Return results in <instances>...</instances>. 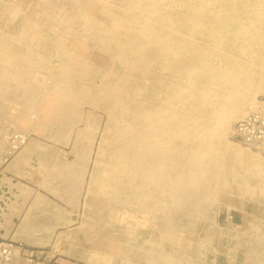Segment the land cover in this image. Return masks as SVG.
I'll return each mask as SVG.
<instances>
[{
	"label": "bare ground",
	"instance_id": "1",
	"mask_svg": "<svg viewBox=\"0 0 264 264\" xmlns=\"http://www.w3.org/2000/svg\"><path fill=\"white\" fill-rule=\"evenodd\" d=\"M257 94L264 0H0V96L21 130L73 137L68 171L46 172L56 154L40 141L20 154L70 206L77 187L61 185L93 165L68 254L87 241L145 264H264V161L228 140ZM227 196L243 232L209 222Z\"/></svg>",
	"mask_w": 264,
	"mask_h": 264
},
{
	"label": "rangeland",
	"instance_id": "2",
	"mask_svg": "<svg viewBox=\"0 0 264 264\" xmlns=\"http://www.w3.org/2000/svg\"><path fill=\"white\" fill-rule=\"evenodd\" d=\"M263 99L264 94H257L254 98L256 102L262 101ZM10 106L11 103L9 102L8 96H0V264H145L143 261H140V263L137 259L131 258L129 256L127 258L124 255H117L110 258L108 253L99 252V256L97 252L91 251V245H88L89 242L87 241L84 242L85 246L82 244L83 242L75 246L77 247L76 249H73V251H75L74 254L76 253L75 256L67 253L65 249L68 245L66 238L69 239V237L72 236L75 231L80 232V225L84 222L85 212L83 205L87 197L86 195L90 181L89 176L93 167L91 161L87 167L86 176L83 180V186L80 191V204L82 206L78 207L76 210L55 196V186L51 181L47 184L41 183L43 182L42 176L37 171L39 168L40 159L38 156H36V153L27 157L28 171H32L30 172L32 173V177L34 175L33 172L35 173L37 182H34V185L38 187V193L51 199L56 205H58V208L65 209L68 213L69 223L67 225H63L60 228H56L50 242L44 246L32 247L22 242L9 240L2 237L4 232L3 225L5 215L8 213L11 204L14 203L18 198V191L15 186L17 179L13 175L7 173L6 168L12 159L18 153L22 152L25 144L40 141L41 143L52 146L49 151L54 152L56 157L54 158L52 155H50V160L48 161V164H50V173H53L55 164L70 163L72 160H74V156L71 153V142L73 137H71L70 140L64 144L53 143L50 140L40 137L36 132L29 130L27 127L28 125L25 127L26 129L21 130V123L15 122L14 120L16 119L15 116L18 115L16 113H18L17 111L19 110V107L15 106L16 109L14 110L10 108ZM84 111L88 112V109L85 108ZM236 122L232 124V130L233 125L235 126ZM26 123L28 124V121L25 122V124ZM77 128H79V126ZM31 129L33 130V128ZM98 139L99 137H97L96 140L98 141ZM228 140L233 143H239L240 145L238 146H241L240 148L242 149H247L249 152L251 151V153L259 154L258 157L261 158V161H264V149L260 150V147L254 146L253 148H248L242 144V142H240L238 137H234V135H229ZM30 182L33 184L32 181ZM226 199L222 202H219L210 209V212H208L209 222L217 229L225 230L228 233L237 234L238 232H243V213L241 206L243 201L240 200V198L234 196H227ZM258 223V225H260L262 228L261 233L263 235L264 219L260 218ZM4 248H8L7 252H1Z\"/></svg>",
	"mask_w": 264,
	"mask_h": 264
},
{
	"label": "crops",
	"instance_id": "3",
	"mask_svg": "<svg viewBox=\"0 0 264 264\" xmlns=\"http://www.w3.org/2000/svg\"><path fill=\"white\" fill-rule=\"evenodd\" d=\"M15 157L8 164L6 169H7V173H9L10 175H13L17 179V183L15 186L18 191V195H17L18 198L16 199L14 203L11 204V206L9 207L8 213L5 215V220H4V225H3L4 232H3L2 237L5 239L22 242L32 247L44 246L50 242L52 235L56 228H60L63 225H67L69 223L68 213L65 209L58 208V205H56L51 199L38 193V190H37L38 187L34 185V182L35 183L37 182L35 173L33 172L34 175L32 177V173H30L32 171H28L27 156L24 154H20L19 156L16 155ZM39 164H40V161H39ZM66 164L67 163H65V165L60 163V164H57V167L61 170L68 171L69 166H67L68 164L67 165ZM49 167H50V164L47 165L46 172H48ZM61 167H63L64 169ZM38 169L39 170L37 171L42 176V180H43L45 177H47L46 176L47 173L40 171V165ZM76 169H78L76 170L77 178L80 176V179L77 180L76 178L71 183L72 181L71 178H69L70 179L69 181L67 177H66L67 179L64 177L63 180L65 179L64 180L65 182L66 181H69V182H66V183L63 182V184L61 185L62 187H66V188L69 187L70 189V188H75V186L78 188L79 186V189H80V186H81V189H82V186H83L82 182H84L82 181V179L85 178L84 175L86 176V174L82 173L83 169L81 167H78ZM80 174L83 176H81ZM28 178H29V181H28ZM45 179L43 181L45 182V184H47L48 178L46 180ZM30 181H32L33 184ZM44 182H41V183L44 184ZM65 184L66 186H63ZM68 185H71L72 187ZM77 188L73 190L71 189L72 191L75 190L74 195H73L75 199H72L71 203L73 205L71 204V207L75 205L74 200H76L77 196L79 197L78 202L80 203L79 193L81 189L78 190ZM71 195L72 194H70V196ZM55 196L58 198L59 195L55 194ZM58 199L64 200L60 197ZM65 201L67 200H64V202ZM69 202H67V204ZM37 203L40 204V206L42 207L44 211L51 210L52 212L53 210H56L55 213L57 215H52L50 217L48 216L47 218L44 217L43 219L40 214V211H39L40 208L37 206Z\"/></svg>",
	"mask_w": 264,
	"mask_h": 264
},
{
	"label": "built area",
	"instance_id": "4",
	"mask_svg": "<svg viewBox=\"0 0 264 264\" xmlns=\"http://www.w3.org/2000/svg\"><path fill=\"white\" fill-rule=\"evenodd\" d=\"M256 109L252 110L244 119L234 126V137H238L242 144H253L254 147L264 146V99L256 102ZM4 248L1 252H7Z\"/></svg>",
	"mask_w": 264,
	"mask_h": 264
}]
</instances>
